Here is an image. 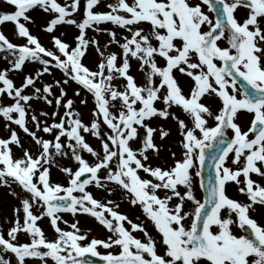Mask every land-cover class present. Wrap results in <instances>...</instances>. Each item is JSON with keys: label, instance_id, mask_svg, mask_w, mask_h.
I'll return each mask as SVG.
<instances>
[{"label": "snow or ice", "instance_id": "obj_1", "mask_svg": "<svg viewBox=\"0 0 264 264\" xmlns=\"http://www.w3.org/2000/svg\"><path fill=\"white\" fill-rule=\"evenodd\" d=\"M6 2L14 10L0 11V25L11 22L23 42L0 31V52L9 65L0 70L7 132L0 136V185L20 191L10 192L19 205L6 235L0 232V264H12L13 256L16 264L32 258L40 264H96L93 258L99 264H264V223L253 215L264 208V0H110L106 11L98 10L101 0H84L82 9L81 0ZM239 7L248 10L242 21L235 14ZM36 9L46 14L37 27L51 47L29 27L36 24L29 15ZM105 23L127 31L123 42L116 31L100 27ZM62 25L78 30L71 42L65 32L54 34ZM88 30L106 32L107 43ZM113 44L119 53L108 50ZM91 48L100 57L95 68L84 63ZM132 60L143 83L132 74ZM29 62L41 67L17 86L10 73ZM53 69L62 78L37 87ZM70 82L79 86L74 96L83 90L92 97L88 122L68 97ZM5 96L12 102L4 103ZM212 98L220 102L216 111L205 103ZM33 102L54 110L37 111ZM169 121L179 134L178 152ZM13 125L30 138L28 147ZM53 166L65 183L52 179ZM231 184L246 199L231 196ZM90 186L109 195L118 189L157 235L119 211L114 200L97 198ZM79 215L94 218L109 234L91 235ZM44 218L54 230L51 239L38 224ZM20 233L29 241L20 242Z\"/></svg>", "mask_w": 264, "mask_h": 264}, {"label": "rangeland", "instance_id": "obj_2", "mask_svg": "<svg viewBox=\"0 0 264 264\" xmlns=\"http://www.w3.org/2000/svg\"><path fill=\"white\" fill-rule=\"evenodd\" d=\"M59 2L64 3L65 0H59ZM110 2V0H101V5L99 7L98 10H108L105 5ZM83 3L84 0H81V9L83 7ZM14 10L10 5L7 4L6 0H0V11H12ZM207 11V10H205ZM247 9L243 8V7H239L237 9V12L240 13L241 16V21L246 18L247 15ZM29 15H31L34 20L36 21L35 25H29L30 29L38 34L41 37L42 43L45 44V46L47 47H51V43H50V37L48 36L47 33H42L38 31V25L42 24L45 19H46V14H44L42 12V10L40 9H36L35 11H31L29 13ZM74 16H76L77 18H80L82 16V12L81 13H77L74 14ZM143 27H145L146 29L149 27L147 24L142 25ZM101 28H106V29H110L113 31L117 32V38L121 39L122 41V37L125 35H128L127 31L125 29H120L115 25H112L111 23H105L100 25ZM0 31H3V33L8 36V38L10 40H12L13 42L16 43H22L23 41L20 39H17L13 33H14V25L11 22H6L3 25H0ZM59 32H65L66 33V39L71 42L72 37L76 34H78V30L75 28V26H68V25H62L59 26V31L55 32L54 34L58 35ZM88 36L92 37L95 36L100 43L103 45L105 43H107V40L109 39L108 35L106 32H102V33H95L92 30H88ZM110 51H114L119 53L121 50L119 48L118 45H109V49ZM5 53L0 52V70H3L6 67H9L7 60L5 59ZM100 57L98 56V54L96 53L94 48H91L89 50L88 55L84 58V63L89 66L90 68H95L96 63L99 61ZM132 74L133 75H137V82L138 83H143V78L142 75L138 74V69H137V61L132 60ZM160 63L163 64L164 61L161 59ZM41 66L38 63H26V66L24 68V70L22 72H12L10 73L11 78L14 80V82L16 83L17 86L20 85V83L23 80V77L25 74L27 73H33L35 72V70L39 69ZM62 73L57 70V69H53L52 70V74H44L38 81L36 86L40 87L43 83H53V81L55 79H61L62 78ZM188 78H184L181 83L182 86L185 85V81H187ZM190 83V81H188ZM114 83H123V81H114ZM77 87H79L78 85H76L74 82H70V84L68 86H66L67 89V93H68V97L73 98L74 99V107H76L82 114V117L84 119L85 122H88L92 116H91V110L94 107V103L92 100V97L90 94L86 93L85 91L81 90V96L76 97L73 95L74 89H76ZM28 91H31V88L28 89ZM53 91L55 94H59V89L56 88L54 86ZM185 91H188V88L185 86ZM82 98H86L88 103L87 105H81L79 103L80 99ZM3 102L4 103H11V99L8 97H3ZM205 103H210L212 106V110L216 111L220 102L217 98H212L210 100H205ZM157 106L159 107L160 104L158 103ZM33 107L37 109V111L43 109L45 111H48L49 113H51L54 110L53 106H47L45 104H43L42 102L37 103V102H33ZM61 113L63 112V109H60ZM43 119V118H42ZM58 119V117H57ZM49 122H51L50 118H49ZM153 123L155 124L156 122L153 121ZM30 127H32L31 124H29ZM166 127H171L172 130V145H173V150L175 151H179L178 149V145L175 144V141H177L179 139V134L176 131V125L174 122L169 121L166 125ZM13 127H17L15 125H13ZM17 131L25 145V147L29 146V141L30 138L27 137L18 127H17ZM41 136H44L47 139H52V137L49 134H45L43 132L38 133ZM7 132L4 129V121L3 118L0 117V136H6ZM86 138L88 139V141L93 145V146H97L99 145V141H97L95 138L91 137V136H87ZM159 139H157V143H159ZM13 151L14 153L19 156L21 155V150L16 148L15 146H13ZM85 157L89 160L92 159V157L87 154L84 153ZM58 162L61 165H65V166H71L73 168L76 167V164L74 161H71L69 158L65 157V158H59L57 157ZM153 164L157 163V161L155 159H153ZM51 174H52V179L54 181L57 182H61V183H65V177L64 174L62 172L59 171V169L56 166H53L51 169ZM141 176H145L144 173H140ZM115 187V186H113ZM12 190H15L17 192L20 191V189L18 188L17 185L12 184L11 188L8 186H3L0 185V232H4V234L6 235V231L7 229L11 226L10 222L14 219V214H13V208L19 205V201L13 197L10 192ZM90 191H93V193L96 195L97 198L100 197H106L107 199H112L114 200L116 203H118L120 205L119 207V211L123 212V213H127L129 215L130 218H132L135 222H140V221H144L149 232L153 235L156 236L157 233L154 229V226L151 224L150 221H148L146 219V217L143 215L142 210L140 209L139 206H131L130 203L128 202V200L121 194V192L117 189V191L112 194L109 195L107 193H105L103 190H98L96 189L94 186H90L89 187ZM181 191H183V189H181ZM64 215V219L68 220L69 223L72 222L73 217L71 216V214H63ZM22 216V214H21ZM80 220V227L82 229H87V228H91L92 232L91 235L96 236L98 238H105L109 233L102 227L100 226L95 220L94 218L87 216V215H79L77 217ZM139 218V219H137ZM38 224L42 227V229L45 231L46 236L51 239L54 237L55 233L54 230L52 229V227L50 226L49 220L47 218L42 219L41 221H38ZM60 227L62 228H67V225L61 223ZM138 233V232H137ZM138 238L143 239V235L137 236ZM18 238L20 240V242H26L29 241V237L26 234L20 233L18 234ZM99 251L101 253L105 252L106 250L103 248H100ZM12 259V264H16V260L15 257H11ZM27 264H40V261L38 259L32 258V259H28L27 260ZM49 264H52L51 261H49Z\"/></svg>", "mask_w": 264, "mask_h": 264}, {"label": "flooded vegetation", "instance_id": "obj_3", "mask_svg": "<svg viewBox=\"0 0 264 264\" xmlns=\"http://www.w3.org/2000/svg\"><path fill=\"white\" fill-rule=\"evenodd\" d=\"M194 2H195V0H194ZM205 10H207L206 7H205ZM210 15H212V14L210 13ZM236 16H237L239 19H241V16H240L239 14L236 15ZM220 45H221V46H227L226 41H224V40L220 41ZM248 119L250 120V116H248ZM229 135H231V132H229ZM252 178H253V179H257V177H256L255 175H253ZM228 191H229V194H230L231 196H233V197H236V198L241 199V200L246 199L244 196H242L241 194L238 193V191H237V186L234 185V184H231V185L229 186ZM202 195H203V193L201 192V190L197 189V196L200 197V198H202ZM253 215L256 216V217H257L262 223H264V208L259 209L257 212L253 213ZM126 227H130V226L126 225ZM237 231H238V230H237ZM134 235H136V236H140V235H142V233H140V232H138V233L135 232Z\"/></svg>", "mask_w": 264, "mask_h": 264}, {"label": "water", "instance_id": "obj_4", "mask_svg": "<svg viewBox=\"0 0 264 264\" xmlns=\"http://www.w3.org/2000/svg\"><path fill=\"white\" fill-rule=\"evenodd\" d=\"M96 260V264H99V258H93Z\"/></svg>", "mask_w": 264, "mask_h": 264}]
</instances>
